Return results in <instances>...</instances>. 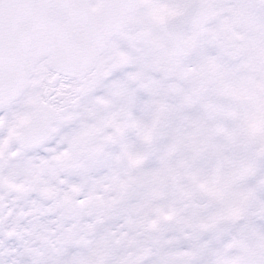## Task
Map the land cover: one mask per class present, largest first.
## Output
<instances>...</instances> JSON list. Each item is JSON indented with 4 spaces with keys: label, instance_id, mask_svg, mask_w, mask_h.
Segmentation results:
<instances>
[{
    "label": "snow or ice",
    "instance_id": "snow-or-ice-1",
    "mask_svg": "<svg viewBox=\"0 0 264 264\" xmlns=\"http://www.w3.org/2000/svg\"><path fill=\"white\" fill-rule=\"evenodd\" d=\"M0 264H264V0H0Z\"/></svg>",
    "mask_w": 264,
    "mask_h": 264
}]
</instances>
